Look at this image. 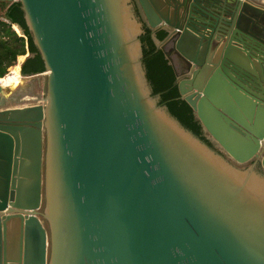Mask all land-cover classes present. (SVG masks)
<instances>
[{"label": "water", "instance_id": "water-1", "mask_svg": "<svg viewBox=\"0 0 264 264\" xmlns=\"http://www.w3.org/2000/svg\"><path fill=\"white\" fill-rule=\"evenodd\" d=\"M0 1L45 72L0 84V264H264V0ZM144 24L214 148L151 96Z\"/></svg>", "mask_w": 264, "mask_h": 264}, {"label": "trees", "instance_id": "trees-1", "mask_svg": "<svg viewBox=\"0 0 264 264\" xmlns=\"http://www.w3.org/2000/svg\"><path fill=\"white\" fill-rule=\"evenodd\" d=\"M138 15V10L135 9ZM0 16L7 19L12 25H18L23 31L20 35L16 27L0 22V80L9 68L15 66L17 58L24 56L27 52L29 56L21 64L20 72L22 76H29L44 72L41 57L33 45L31 35L25 25L23 12L19 2L6 3L0 1ZM143 33L140 36L142 49V65L145 76L151 90L152 97H158V106H165L169 114L175 118L179 124L191 132L208 147L214 148L213 143L203 131L202 126L196 119L189 105L179 97L175 85V76L172 67L164 54L157 49L155 41H162L166 37L165 31H157L155 38L151 36V30L144 24Z\"/></svg>", "mask_w": 264, "mask_h": 264}, {"label": "crops", "instance_id": "crops-1", "mask_svg": "<svg viewBox=\"0 0 264 264\" xmlns=\"http://www.w3.org/2000/svg\"><path fill=\"white\" fill-rule=\"evenodd\" d=\"M28 56L29 54L27 52L24 56L18 57L16 64L20 58L25 60ZM20 67L21 66H19L18 69H20ZM19 76L20 82L14 88L6 87L5 90L8 99H12V101L9 103V108L21 107L26 104L36 103L37 98L43 96L45 72H40L29 76H22L19 74Z\"/></svg>", "mask_w": 264, "mask_h": 264}, {"label": "bare ground", "instance_id": "bare-ground-1", "mask_svg": "<svg viewBox=\"0 0 264 264\" xmlns=\"http://www.w3.org/2000/svg\"><path fill=\"white\" fill-rule=\"evenodd\" d=\"M23 58H20L18 61H22ZM20 66L19 62L9 70L11 71L9 74L5 75L3 78L0 80V84L2 86L6 87L8 86L9 88H14L19 82V70L18 69Z\"/></svg>", "mask_w": 264, "mask_h": 264}, {"label": "built area", "instance_id": "built-area-1", "mask_svg": "<svg viewBox=\"0 0 264 264\" xmlns=\"http://www.w3.org/2000/svg\"><path fill=\"white\" fill-rule=\"evenodd\" d=\"M0 22H2V23H4V24H8V25H10L11 26V28L16 32V30L14 29V26L7 20V19H5L4 17H2V16H0ZM17 33V32H16ZM11 71L9 70L8 72H7V74H9ZM6 74V75H7ZM19 79H20V76H19ZM6 87H8V86H6Z\"/></svg>", "mask_w": 264, "mask_h": 264}, {"label": "rangeland", "instance_id": "rangeland-1", "mask_svg": "<svg viewBox=\"0 0 264 264\" xmlns=\"http://www.w3.org/2000/svg\"><path fill=\"white\" fill-rule=\"evenodd\" d=\"M17 35H18V33H16ZM18 36H20V35H18ZM10 69V68H9ZM9 69H8V71H9Z\"/></svg>", "mask_w": 264, "mask_h": 264}]
</instances>
